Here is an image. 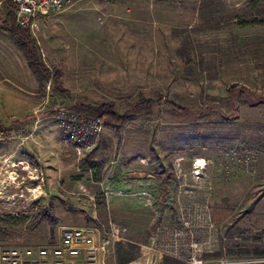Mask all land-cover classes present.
I'll use <instances>...</instances> for the list:
<instances>
[{
	"label": "rangeland",
	"instance_id": "1",
	"mask_svg": "<svg viewBox=\"0 0 264 264\" xmlns=\"http://www.w3.org/2000/svg\"><path fill=\"white\" fill-rule=\"evenodd\" d=\"M263 19L264 0H76L36 21L30 31L40 60L50 72L62 68L68 92L56 91L50 77L44 109L36 108L40 89V111L11 125L15 138L0 141V245L54 243L62 227L82 225L95 226L98 240L112 219L129 229L120 241L129 247L118 259L115 244L95 263L163 255L177 264L195 256L264 262V182L257 180V170L264 174V98L251 104L247 95L264 97V23H253ZM233 83L244 89L228 94ZM140 96L204 113L191 120L156 102L121 126L102 124L81 156L46 118L57 104L72 109L79 99L111 101L122 113ZM117 164L161 172L163 193H141L131 183L113 200ZM38 207L55 213L53 226L31 221Z\"/></svg>",
	"mask_w": 264,
	"mask_h": 264
},
{
	"label": "built area",
	"instance_id": "2",
	"mask_svg": "<svg viewBox=\"0 0 264 264\" xmlns=\"http://www.w3.org/2000/svg\"><path fill=\"white\" fill-rule=\"evenodd\" d=\"M76 0H11L15 5L16 25L33 28L36 21L49 14L57 13ZM6 0H0V19L6 14ZM51 84L48 81L43 87L44 97L36 108L44 109L49 98ZM52 110V109H51ZM50 110V112H51ZM40 109H35L34 114ZM57 126L61 133V142L71 147L81 156L91 150L102 130V122L97 117L86 116L58 104L46 115ZM16 137V130L11 125L0 127V141ZM195 174L198 175V173ZM98 229L91 225L62 227L59 238L54 243L36 247L4 248L0 245V264H95L98 255H105L117 241H124L125 228L109 220L107 230L96 240ZM79 259V260H77ZM187 264H224L217 259L192 257Z\"/></svg>",
	"mask_w": 264,
	"mask_h": 264
},
{
	"label": "crops",
	"instance_id": "3",
	"mask_svg": "<svg viewBox=\"0 0 264 264\" xmlns=\"http://www.w3.org/2000/svg\"><path fill=\"white\" fill-rule=\"evenodd\" d=\"M39 91L40 87L37 78L30 66L28 65L24 53L12 42V40L7 34L3 33L0 30V126L13 125L15 123L20 124L25 123L29 119L32 120L34 116V108L40 100ZM58 137L59 136H57V139ZM60 138L61 134L59 139ZM5 149V144L0 142V154L4 153ZM131 170L134 175L126 176V174H128L127 172ZM151 170L152 168H150L148 165L136 164L132 167H124L120 164L115 165L110 175L111 181L113 183L111 189L112 193L117 194V197H114L113 200L115 198L116 200L122 199L123 197L119 196H123L124 194H122L120 190H122L126 185L130 186L131 183L133 184V189L143 188V190L138 191L141 193H149V191L154 192L155 188H157V192L159 191V194L161 193V191L163 193V189L165 188L166 184L161 181V175L164 174H161V172H157L156 175H152ZM156 177H158V182L156 179H154ZM197 179L200 180V182L209 180L200 177H198ZM257 180L258 182L260 181V183L264 182V174L259 173V170H257ZM133 191L129 190L127 196L132 195L135 192ZM260 203L262 204V206H260L259 208L261 209V211H263L264 200ZM109 220L113 221L112 219ZM113 222L117 223L118 225H121L116 221ZM121 226L125 228L124 225ZM107 227L108 223L106 225V229ZM125 232L129 234V229L127 228V231L125 230ZM137 245L142 248L141 251H143L144 248H151H148L147 246L142 245L141 243H137ZM124 246L126 245L124 244ZM98 259L102 260L103 256L98 255ZM161 263V258L152 259L137 256L127 261L126 264ZM95 264L102 263L98 262Z\"/></svg>",
	"mask_w": 264,
	"mask_h": 264
},
{
	"label": "trees",
	"instance_id": "4",
	"mask_svg": "<svg viewBox=\"0 0 264 264\" xmlns=\"http://www.w3.org/2000/svg\"><path fill=\"white\" fill-rule=\"evenodd\" d=\"M6 14L3 19H0V30L7 34L12 42L24 53L27 63L35 74L39 87L42 89L45 86V82L49 81L51 77L53 81V86L56 91L61 93H67L60 82L62 75V68L59 66L54 67V70L50 72L49 68L40 60L38 55L37 41L32 37L29 27H20L15 23L14 17V8L15 5L11 0H6ZM263 11H258L262 13ZM253 23H264L262 21H253ZM244 89L240 84L233 83L228 89V94L233 95L235 91ZM249 102L252 104L263 99V96L255 94L252 91H247ZM141 97V96H140ZM142 101L135 103L134 105L129 106L122 113H118L111 101H97V102H88L84 99H79L74 101L71 108L77 112L83 113L86 116L97 117L104 126H121L125 124L129 119H131L135 112L140 109H150L151 106L156 102H163L171 111L187 115L191 120H196L195 114L204 113V110L193 111L189 110L181 105H178L172 101L165 100L162 97L158 96L156 98H145L141 97ZM140 99V100H141ZM38 219H45L51 226L56 223V216L53 211L48 207H38L36 209L35 215L31 218V221L37 222ZM116 247V255L119 259L120 253L126 252V249L129 245L124 246L118 241ZM126 247V248H125ZM169 256V257H168ZM133 259V258H131ZM130 256L127 257V260H131ZM162 261L165 264H177L179 260L171 257L170 255H163ZM249 264H264V262L258 263H249Z\"/></svg>",
	"mask_w": 264,
	"mask_h": 264
}]
</instances>
